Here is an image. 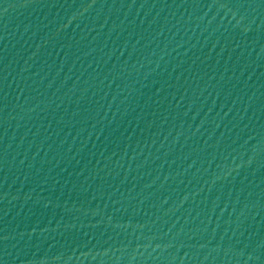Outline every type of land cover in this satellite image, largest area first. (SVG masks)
Here are the masks:
<instances>
[{"label":"water","instance_id":"1","mask_svg":"<svg viewBox=\"0 0 264 264\" xmlns=\"http://www.w3.org/2000/svg\"><path fill=\"white\" fill-rule=\"evenodd\" d=\"M0 264H264V0H0Z\"/></svg>","mask_w":264,"mask_h":264}]
</instances>
